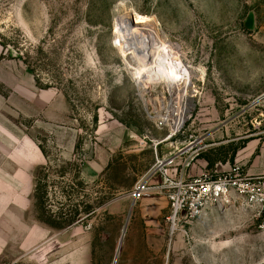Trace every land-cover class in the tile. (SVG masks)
<instances>
[{
	"label": "rangeland",
	"instance_id": "374dc122",
	"mask_svg": "<svg viewBox=\"0 0 264 264\" xmlns=\"http://www.w3.org/2000/svg\"><path fill=\"white\" fill-rule=\"evenodd\" d=\"M127 12L192 74L183 134L159 155L203 138L192 170L221 173L264 138V0H0V264H264L262 217L241 199L174 223L165 192L132 198L173 86L144 73L141 90L116 33ZM142 41L171 53L150 28Z\"/></svg>",
	"mask_w": 264,
	"mask_h": 264
},
{
	"label": "built area",
	"instance_id": "2783aa9c",
	"mask_svg": "<svg viewBox=\"0 0 264 264\" xmlns=\"http://www.w3.org/2000/svg\"><path fill=\"white\" fill-rule=\"evenodd\" d=\"M151 116L158 128H167L169 131L162 138L153 140L157 153L156 163L149 172V178H142L131 189L134 200L140 199L151 188L165 192L171 204L172 218L176 220L184 212L183 218L191 221L201 216L211 206L224 210L235 199H241L248 207L257 210L263 220L261 226L264 227V174H250L241 165H234L226 172L203 171L188 176V170L195 165L198 156L206 149L204 139L195 137L185 148L159 155L158 146L182 135L183 127L171 130L168 125L175 122L172 116L165 117L163 114L155 118ZM154 175L161 177V183L152 187L151 177Z\"/></svg>",
	"mask_w": 264,
	"mask_h": 264
},
{
	"label": "bare ground",
	"instance_id": "6f19581e",
	"mask_svg": "<svg viewBox=\"0 0 264 264\" xmlns=\"http://www.w3.org/2000/svg\"><path fill=\"white\" fill-rule=\"evenodd\" d=\"M149 28L153 32V36L161 41V44H165V46L168 45V51L169 49L171 50L169 55L163 57L160 49L159 51L154 52L152 47L146 49L141 47L140 42H143V36ZM116 31L120 37L119 40H121L123 46H126V51H124V53H126V55L132 54V56H130V61H135L134 64L136 66L133 68L132 74H134L138 79L136 81L140 84L141 90L142 88L147 89L144 83V76L141 75L144 73H151L148 77L153 80L167 78L169 79L168 81H170V85L173 86V91L170 95L172 102H168L166 107H160L157 110H153L154 112L151 113L153 116L151 117L155 118L157 116H161L162 114L165 117L172 116L175 122L173 124H169L168 127L171 130L181 129L189 119V114L193 108V102L191 99L192 96L189 94L190 87L193 85V82L192 74L188 65L184 64L176 55V52L169 45V41L162 37L157 22H155L152 18L147 16H138L133 19L132 12H127L121 15L117 20ZM129 49L132 51L127 53V50ZM172 221L175 223L174 217L172 218ZM175 229L176 227H173V230ZM121 244L122 241L120 242V246Z\"/></svg>",
	"mask_w": 264,
	"mask_h": 264
},
{
	"label": "crops",
	"instance_id": "0c3cea01",
	"mask_svg": "<svg viewBox=\"0 0 264 264\" xmlns=\"http://www.w3.org/2000/svg\"><path fill=\"white\" fill-rule=\"evenodd\" d=\"M167 142L168 141L164 143ZM166 153L167 152H163L162 155ZM197 161L201 164V167H206L208 164V161L204 157L201 159L197 158ZM234 164H240L243 169L250 174H264V138H252L247 141L243 147L236 151L234 162H230L229 159L217 161L215 164L216 171H219L220 167L225 168L227 165L232 166ZM192 169L193 168L188 170V176L196 174Z\"/></svg>",
	"mask_w": 264,
	"mask_h": 264
},
{
	"label": "trees",
	"instance_id": "16d2710c",
	"mask_svg": "<svg viewBox=\"0 0 264 264\" xmlns=\"http://www.w3.org/2000/svg\"><path fill=\"white\" fill-rule=\"evenodd\" d=\"M238 148H236L234 151H233V154H232V156L230 157V161L231 162H233L234 161V158H235V153H236V150H237ZM209 165L211 166V164L209 163Z\"/></svg>",
	"mask_w": 264,
	"mask_h": 264
}]
</instances>
